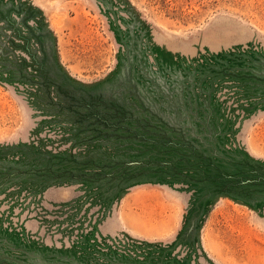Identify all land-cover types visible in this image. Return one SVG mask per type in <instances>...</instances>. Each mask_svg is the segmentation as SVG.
Instances as JSON below:
<instances>
[{
  "label": "rangeland",
  "instance_id": "obj_1",
  "mask_svg": "<svg viewBox=\"0 0 264 264\" xmlns=\"http://www.w3.org/2000/svg\"><path fill=\"white\" fill-rule=\"evenodd\" d=\"M0 264H264V0H0Z\"/></svg>",
  "mask_w": 264,
  "mask_h": 264
}]
</instances>
